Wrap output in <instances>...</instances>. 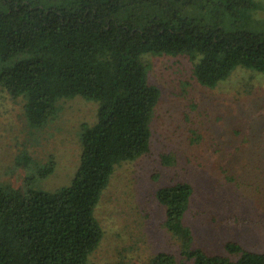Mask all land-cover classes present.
Here are the masks:
<instances>
[{"label":"trees","instance_id":"trees-1","mask_svg":"<svg viewBox=\"0 0 264 264\" xmlns=\"http://www.w3.org/2000/svg\"><path fill=\"white\" fill-rule=\"evenodd\" d=\"M257 9L253 0H0V94L23 101L26 123L42 129L62 99L98 102L84 125L78 168L56 191L0 185V264H90L103 237L94 216L122 163L147 154L160 90L141 55L186 57L196 82L214 88L238 67L264 73V32L234 22ZM227 15V16H226ZM25 163L27 164L26 160ZM54 162L40 169L45 178ZM192 185L160 188L163 226L189 264H264V251L227 240L223 252L193 247L184 223ZM158 252L149 264H187Z\"/></svg>","mask_w":264,"mask_h":264},{"label":"rangeland","instance_id":"rangeland-1","mask_svg":"<svg viewBox=\"0 0 264 264\" xmlns=\"http://www.w3.org/2000/svg\"><path fill=\"white\" fill-rule=\"evenodd\" d=\"M234 22L264 32V0ZM227 16V15H226ZM148 80L160 90L150 122L147 154L120 164L102 192L94 216L103 237L90 264H149L158 252L178 261L180 242L163 226L157 191L178 181L192 185L184 223L193 247L223 252L231 240L264 251V73L238 67L214 88L199 85L184 56L141 55ZM42 129L26 123L23 101L0 94V185L56 191L69 186L79 165L81 132L97 121L98 102L76 96L58 103ZM25 160L27 164L25 163ZM50 161L53 171L38 172ZM187 264L190 261H185Z\"/></svg>","mask_w":264,"mask_h":264}]
</instances>
